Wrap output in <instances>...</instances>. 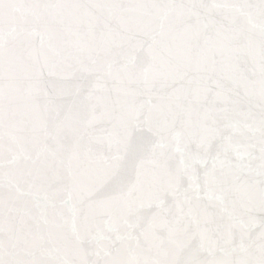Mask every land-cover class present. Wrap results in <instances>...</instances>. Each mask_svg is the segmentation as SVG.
<instances>
[{
  "label": "water",
  "instance_id": "obj_1",
  "mask_svg": "<svg viewBox=\"0 0 264 264\" xmlns=\"http://www.w3.org/2000/svg\"><path fill=\"white\" fill-rule=\"evenodd\" d=\"M100 2L31 0L0 28V264L257 259L264 213L238 187L264 126L222 89L261 37L219 41L180 0Z\"/></svg>",
  "mask_w": 264,
  "mask_h": 264
},
{
  "label": "snow or ice",
  "instance_id": "obj_2",
  "mask_svg": "<svg viewBox=\"0 0 264 264\" xmlns=\"http://www.w3.org/2000/svg\"><path fill=\"white\" fill-rule=\"evenodd\" d=\"M33 6L31 0H8L6 3L0 0V28L14 27ZM97 6L115 8L120 5L115 0H101ZM173 7L195 15L203 27L216 21L219 41L227 40L234 32L246 29L255 30L259 34L260 42L252 53L253 63L243 66L233 64L230 75L235 87L224 88L222 91L232 98L234 104L248 103L251 107L252 99L255 98L256 106L261 112V124L264 126V0H180ZM237 56L238 54H234L233 58ZM249 74L254 78H250ZM215 87L221 86L217 84ZM107 140L110 143H122V137L116 139L113 133H108ZM119 162L117 155L109 163L115 165ZM258 175L260 178L254 187H238L239 204L244 206L254 201L258 210L264 213V163L259 166ZM257 224L260 229L257 240L258 258L247 261L246 264H264V215L257 218Z\"/></svg>",
  "mask_w": 264,
  "mask_h": 264
}]
</instances>
